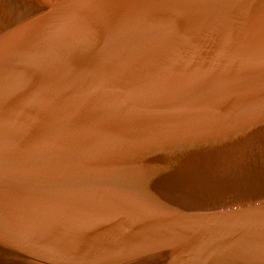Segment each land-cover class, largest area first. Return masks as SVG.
<instances>
[{
  "label": "water",
  "instance_id": "1",
  "mask_svg": "<svg viewBox=\"0 0 264 264\" xmlns=\"http://www.w3.org/2000/svg\"><path fill=\"white\" fill-rule=\"evenodd\" d=\"M0 264H264V0H0Z\"/></svg>",
  "mask_w": 264,
  "mask_h": 264
}]
</instances>
